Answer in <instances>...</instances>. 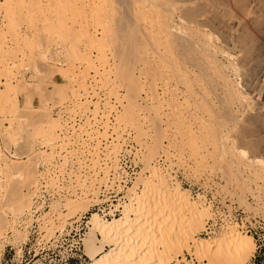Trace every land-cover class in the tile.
<instances>
[{"label": "rangeland", "instance_id": "374dc122", "mask_svg": "<svg viewBox=\"0 0 264 264\" xmlns=\"http://www.w3.org/2000/svg\"><path fill=\"white\" fill-rule=\"evenodd\" d=\"M3 1L0 0V242H4L2 244L7 243L6 241L10 243V241L19 239L18 231L13 232V226L17 228L20 215L23 214L15 215V213L30 205L28 200L32 198L33 188L37 185L38 177L43 175L38 172V167L55 159L57 166L62 168L68 166L71 169V175L75 176L71 181H75L76 185L72 184L69 187L75 190L77 188L78 195L73 192L76 195L68 198L63 206L56 204L51 211H45L40 229L46 231V237H50L57 230L64 231L69 223L68 220L76 215L85 212L90 219L92 213L96 212L91 207L103 198L100 193L102 192L101 185L107 180L104 177V174L107 175L105 173L107 166L104 165L106 167L103 169V166L100 169L101 166L95 168L90 165L92 163L89 159L92 158V155L88 152L90 149L86 147V143L83 145L77 144V142L73 143L77 140L79 133H72L71 136L65 133L62 135L59 133L62 130L59 123H56L55 126V124L47 122L51 125L48 126L49 131L44 125L47 124L45 121L48 118V112L58 119L60 115L64 113V116L67 113V117L71 116L72 120L74 109H77L76 103L85 102L82 105H89L91 111L84 112L87 116H92L99 108V112L101 108L104 111L110 110L106 108L108 104L104 105L103 103L108 88L109 91L111 89L127 96L126 94L131 93L130 90H134L138 85L146 86H141L146 90L151 88L150 91L153 86L159 91V94L161 93L160 96L163 98L160 99L164 101V108L161 104L159 105L160 109L159 107L155 108L157 113L155 109L145 111V114L148 113V118L156 116L157 125L161 128L160 133L154 130V126L152 127L153 124L148 118V120L143 118V126L139 131V127L131 126L132 121L130 120L127 126L121 124V128H126L121 132L125 139L119 149V155L117 154V157L114 156V158L119 157L117 163L123 166L126 159H123V156L121 158V155L126 152L129 158L127 165L129 166L130 163L137 165L132 166L134 173H132L128 189L134 185L136 177L148 161L150 168L148 167L146 170V175L152 172L153 166L154 168L161 166V173L170 174L172 178L180 182L182 187L190 192L193 199L202 202L205 206L210 205L212 215L206 219L204 228L196 233L198 238H219L223 231L228 230L229 226L238 223L240 227L241 217L264 216V169L252 163H245L240 154L233 150V144L228 143L225 146L223 142L229 141L226 137V129L230 131L229 135L235 138L243 126L249 127L248 124H251L250 128L254 126L253 129L257 130V122H259L257 119L264 117V75L250 79L248 77L244 80L241 78L240 72L233 70L236 63V66L241 65L244 53L242 50L245 51L243 36H248L259 47L263 54L261 55L262 62L264 61V27L262 28L256 23L253 12L240 9L235 0H86L88 4L86 7L82 6V0H54L55 2L49 0L48 2L52 1L51 4L45 0L44 6H41L43 12L37 11L34 5L21 6V0H10L12 5L9 0H6L7 4H4ZM90 2L93 4L89 5ZM8 3L11 5L10 7L7 6ZM45 3L47 4L45 5ZM54 6L58 13L54 12L53 18L47 17V12H52L49 9ZM44 9L46 10L44 11ZM90 9L97 11L95 18L98 21V27H100V30L95 32V34H99V36H95V44L105 51L110 61L115 62V66L119 65L117 75H114L113 71L106 75L107 77L111 76L112 79L103 76L102 79L108 83L106 89L104 88L106 86H102L100 78L90 86V80H87L88 76L84 73L85 64L81 62L82 58L77 56L75 46L91 45L92 41L88 40L78 29L66 26L69 23L77 24L87 15L92 20ZM159 17L165 18L168 22H175L181 27V30L177 32L166 30L168 23L162 25ZM263 17L264 12L261 14L262 21L260 20L264 23ZM149 18H158L156 19L158 22L154 20V24L150 26ZM74 44L76 45L74 46ZM205 45H207V50L210 49L209 51L203 50L202 46L205 47ZM91 49V54L95 55L96 48L91 46ZM111 50L116 53V58L111 54ZM210 52L213 55H210ZM146 56L151 57V60L152 58L166 57V66L171 67L170 71V67L163 73L157 71L158 69H155V72L151 68V75L149 73L147 78L139 80L137 71L141 63L138 62ZM208 56L216 64L218 72L214 70V65L209 66L206 63ZM114 62L111 61V63ZM127 63L131 64L128 66ZM152 64V67H155L156 63ZM193 64L198 65L195 67ZM149 66L147 64L146 69L150 71ZM178 66H186L188 69L195 67L193 68L195 71L183 76L178 71L180 70ZM132 67L134 68L132 69ZM205 71L213 74L212 79L218 82V86H214L215 92L213 89L209 90L211 89L208 82L210 78L204 74ZM132 74H135L136 81ZM168 79L170 87L172 85L176 87L175 92L179 99L173 101L175 104L173 112L165 108V100H170V94L162 93L163 81ZM144 80L145 83H143ZM249 81L252 84L251 89L245 86L246 82L250 83ZM135 84L136 86H134ZM190 85L193 89L195 88V91L190 89ZM206 85H209L208 88ZM237 85L246 88L244 89L248 94L247 99L237 91ZM86 90L90 91L88 98H85ZM141 92L143 91L141 90ZM80 97H84V99L79 100ZM15 99L17 103H14ZM109 100H112L114 106L109 112L111 119L118 126L117 121L120 120L118 115L122 113V110L128 111L126 110L127 106L121 107L120 102L114 98H109ZM148 100H150L149 96ZM95 102H98L99 108L94 109L95 106L97 107ZM153 102L155 103L156 100ZM113 108H117V112L120 111V113H116ZM180 110L183 112V116H176ZM170 111L172 115L169 113ZM86 115H81L84 120L79 121V124L86 122ZM160 116L162 117L159 118ZM250 116L251 118H249ZM101 117L100 119L104 118V116ZM116 117L118 118L116 119ZM109 125L108 137L114 135L116 126L113 123ZM101 132H104V128H99L98 135ZM72 135L77 136L74 138ZM136 135H138V140ZM252 137L246 138L247 140H238L237 144L243 146L252 155L264 157L263 152H256L250 148L252 141L257 142L260 138L264 140V132H261L259 137L256 135L258 138L254 136V139L257 140ZM67 138H70L69 141ZM157 139L161 140L160 145L157 144ZM101 140V143L92 141L93 146L89 145V147L98 145L100 154L105 157L104 153L112 152L116 146L114 143H108L109 139H107L108 141L104 138ZM157 145L160 148L156 147ZM93 157L96 155L93 154ZM109 161L111 162V160ZM120 166L118 165V168L114 167V169L119 170L118 172L121 174ZM90 168L96 170L92 171ZM92 176L99 178L94 179L95 177ZM143 184V182H139L140 186L137 187V191L144 188ZM92 187L93 189H91ZM86 188H90L91 192L97 190L98 196L94 198L93 195H90L89 202H87L88 200L81 202L79 196L83 195V190ZM128 189L123 191L120 196L123 194L129 199ZM73 202H76L79 207L81 205V209L77 207L73 216L62 219L59 213H67L66 209ZM124 203H129V201L126 200ZM124 203H122V209H124ZM235 210V214L237 211L240 214L238 216L236 214L237 219L232 215ZM121 214L116 217H120ZM57 223L58 225L63 223V226H58ZM230 223L232 224L229 225ZM8 231H12V235ZM87 231H89V223ZM241 231L245 235H251L244 229ZM21 243L19 245L23 251L19 256L22 257L21 260L20 258L12 260L14 254L12 251L11 255L4 257L2 264H42L34 262V260L29 262L32 255H28L27 247L23 245L22 248ZM261 244V250H256L257 253H254L256 256L253 255L246 264H264V230ZM104 248L108 249L107 246ZM182 254L177 257L180 259V264L198 263L195 255L188 251L184 250ZM85 255L87 257L84 261L72 264L90 262L88 255L86 253ZM182 256H185L184 260L181 259L184 258ZM203 262L202 264H208L206 260ZM225 262L230 261L226 259Z\"/></svg>", "mask_w": 264, "mask_h": 264}, {"label": "bare ground", "instance_id": "6f19581e", "mask_svg": "<svg viewBox=\"0 0 264 264\" xmlns=\"http://www.w3.org/2000/svg\"><path fill=\"white\" fill-rule=\"evenodd\" d=\"M11 1H10V4L12 5ZM44 1L45 0H21V2L20 1L19 2L21 3L20 5L23 7L24 6L30 7V5H34L36 7L37 11L43 12V10H42L43 8L41 6H44ZM48 1L49 0H47L48 4L49 3L51 4L52 1L55 2L54 0H52L51 2H48ZM235 1H236V4L239 6L240 9H242L244 11L253 12L255 14L256 23H258V25L261 26L262 28L264 27V23L261 22L262 21L261 20V14L264 12V0H235ZM3 2H4V4L5 3L7 4L6 0H4ZM47 3H45V5ZM10 4L7 6L10 7L11 6ZM52 4H54V3H52ZM86 4H87L86 0L85 1L82 0V6L86 7ZM91 4H93V3L90 2L89 5H91ZM49 6L51 7V5H49ZM45 10L46 9H44V11ZM49 10H51L52 12L48 11L47 17L53 18V16H54L53 13L56 12L55 6ZM90 11L92 12V13L89 12L90 14H92V18H93L92 20H90L91 18H89V16L87 15L82 20L77 22V24L76 23H71V24L69 23L66 26H68V27L71 26L75 30L78 29L79 31L82 32V34L84 36H86V38L88 40L92 41L91 45L85 44L86 46H84V47L79 46V45L75 46L76 44H74V46L76 47L77 56H79L80 59L81 58L83 59V61L81 59V62L83 64H85L84 73L88 76L87 80H90L89 84H91L90 86H92L93 82L98 81V78H100L99 80H101L103 78V76L107 77L106 75L110 71H113L114 75H117V72H118L117 68L119 65L115 66V62L113 60H111V61L114 63H111L109 56L107 54H105V51L102 48L97 47V46H99L98 44H95V42H94L95 36H99V34H97V33L95 34V32H98L100 30V27H98V21L95 18V14L97 13V11L95 9H90ZM51 13H52V16H51ZM56 13H58V12H56ZM156 19H158V18H156ZM156 19H153V18H151L150 20L147 19L148 24L151 26L152 24H154V20H156ZM159 19L161 20V21L160 20L159 21L162 22V25H164V24L166 25V23H168L166 25V30H170L172 32H175V31L177 32V31L181 30V27L179 25L175 24V22H168L163 17H159ZM49 20H51V19H49ZM92 29H93V31H92ZM94 30H96V31H94ZM247 37L248 36H243V41L245 43L243 41L242 42L244 44L243 48H245V51L242 50V52H244V53H243V56L241 58V62H240L241 65L236 66V64H237L236 63L235 66H233L234 67L233 70L240 72L241 78H243L244 80H246L248 77H249L248 79H250L252 77L264 75V63H263L264 61L262 62V58H261V55H263V54L260 52L259 47L256 46V44L253 42V40L249 39V37L248 38ZM91 46L96 48L95 49V55H94V53H93V55L91 54V50H92ZM202 47H203L204 51L210 50V49L207 50L208 49L207 45H205V47L204 46H202ZM110 52H111V54L115 55V58H116V53L114 52V50H111ZM145 54L147 55V52ZM211 54L212 53L210 52V55ZM204 55H206V54H204ZM143 56H145V55H143ZM146 58L142 57L141 60H139V62H138V63H141L140 67L138 68L139 70L137 71V72H139V74H137L140 77L139 80L141 78H144V77L147 78L148 77L147 75L151 72V68L154 71H155V69H158L157 71L163 73L164 70L168 71V68L170 67V66H166V57L165 58L160 57L159 59L152 58V60H151V57L148 58L146 56ZM137 60H136V63H137ZM152 63H156V64H154L155 67H152L153 66ZM206 63L209 66L214 65V70L217 72L219 71V70H217V66H216V64L213 63L211 57H209V58L206 57ZM240 63H238V64H240ZM147 64L150 65L149 66L150 71H149V69H146ZM127 65H128V63H127ZM178 67L180 69L178 71L183 76H186L190 72L195 71L193 69L195 67H193L192 69H188V67H186V66H182V67L178 66ZM226 67H224V68H226ZM133 68L134 67H132V69ZM170 69H171V67L169 68V71H170ZM200 71H202V70H200ZM204 74H207V76L210 78V80L208 82L210 83L211 89H209V90L212 91V89H213L214 90L213 92H215L214 86H218V82L215 81L214 79H212L213 74L209 73V71L208 72L205 71ZM132 75H130V76H132ZM150 75H151V73H150ZM132 77H133L134 81H136L135 80L136 79L135 74ZM107 78H111V76H108ZM187 78H189V77L187 76ZM111 79H110V81H112ZM129 79H131V78H129ZM106 80H108V79H106ZM101 82H102V86H106L108 84L103 79ZM141 82H143V81H141ZM147 82H148V80H147ZM132 83H133V81H132ZM143 83H145V80ZM215 83H216V85H215ZM136 84L134 86H136ZM90 86H88V87H90ZM141 86H144V85H141ZM141 86L138 85V87H136L134 90L131 88L132 89V90H130L131 93L128 92L129 90L127 91L128 94H126V92H125V94L127 96H123L124 94H121V93L119 94V93H117V91L114 92L111 89L109 91V88H108L107 93L108 94L110 93V94L108 95L106 93L107 96L105 95L106 98H104L105 101L103 103H104V105L108 104V105H106V108H109L110 110L105 109L106 111H104L101 108V110L99 112L98 110L100 108L97 104L98 102H95L97 104V107L94 105L95 106L94 109H96V108H99V109L98 110L96 109V112H94V114L92 116L90 115L91 116L90 117V116H87L86 114H84V112H87L88 110H90L89 105L88 106L82 105L85 102H82L81 104L76 103L77 109H74L75 113L72 116V120H71V116L67 117L68 116L67 113L64 116H63L64 113L62 115H60V113H58L60 115L59 119H58V117L55 118L54 116H52V114L50 115L51 112H48V114H47L48 118H46L45 122L46 123L51 122L52 124H55V126H56V123H59V125H61L60 129H62V130H60L59 133L62 135L64 133L66 135L67 134L70 135L72 133H74V134L79 133L78 136L76 135L78 137V138H76L77 140L74 139L75 142H73V143L75 144L77 142V144H82V145L86 143V147L90 149L88 152L92 155L91 156L92 158L89 159L92 163L90 165H92V167H95V168L101 166L100 169L104 165H106L107 167L104 166L103 169L106 167L105 173H107V175L104 174V177H106V179H107L109 169L110 168L114 169V167L118 168V165L120 166V164L117 163V159L119 157L114 158V156L117 157L118 152H120L119 149L123 145V142L125 139L123 137L124 134L121 132H123L124 129L126 130V128H121L122 127L121 124H124L123 126H127L128 123H130V121H132L131 126L132 127L134 126V128L139 127L140 128V129H138V131H139L142 129V126H143L142 125L143 118H146V119L148 118V116H147L148 113L147 114H145V113L147 111H151L155 108H158L160 104L163 106L164 101L161 100L163 98V96H160L161 93L159 94L158 93L159 91L157 89H155V87L153 88V86H152V90L150 91L151 88L149 90L147 88V90H146L143 87L141 88ZM170 86L171 85H170L169 79L163 81V87H162L163 92L162 93L163 94L169 93L171 96L170 100H167V99L165 100L166 101L165 102V105H166L165 108L172 111L173 105H175V104H173V101L175 102L176 100L178 101L179 99L177 97V93L175 92L177 90V89H175L176 87H173V85H172V87H170ZM208 86H207V88H208ZM245 86H247L250 89L252 88L251 82L250 83L246 82ZM132 87H133V85H132ZM144 87H146V86H144ZM148 87H151V86H148ZM104 88L106 89L107 86ZM111 88H112V86H111ZM244 88L241 85H237V87H236L237 91H239V93L243 96V98L247 99L248 94L245 91L246 88L245 89ZM190 89L191 90L193 89L191 87V85H190ZM194 89H193V91H195ZM141 90L143 92H141ZM103 92H105V91H103ZM112 95H114V96H112ZM88 96H90V91L86 90L85 98H88ZM148 96H149L150 100H148ZM82 98L84 99V97H80L79 100ZM109 98H114L116 101L120 102L121 107L127 106L126 110H128V111L122 110V113L120 115H118L120 117V120L117 121L118 126L116 123L113 122V120L111 119L110 113H109L110 111H112L111 110L112 107H114L112 100H109ZM164 98H165V96H164ZM155 100L157 103L156 102L152 103V101H155ZM14 103H17L16 99H15ZM102 106H103V104H102ZM160 107H159V109H160ZM80 108H83V109H80ZM162 108H164V106ZM78 109H80V110H78ZM116 109L113 108V110L116 111V113H120V111L117 112ZM122 109H124V108H122ZM80 111H82V112L80 113ZM93 111H95V110H93ZM156 111L157 110L155 109V112ZM171 111L169 113H171ZM76 113H78V114H76ZM90 113H92V112H90ZM101 113H102V115H101ZM182 114H183V112L180 110L176 114V116H183ZM81 115L82 116L86 115L87 118L85 119L86 122L84 121V122H82V124L81 123L79 124V121L84 120ZM153 115H155V114H153ZM171 115H172V113H171ZM101 116L102 117L104 116V118H102ZM150 116H151V114H150ZM100 117L104 120L102 121V119H100ZM161 117L162 116H160L159 118H161ZM117 118L118 117H116V119ZM249 118H251V116ZM148 119L151 120L153 125L152 124H150V125H152V127L154 126V130L156 132L160 133L161 128H159V126L157 125L156 121H158V120H156V116H151ZM256 119L254 120V122L256 121ZM144 121H145V119H144ZM257 121H259V122H257L258 123L257 124V126H258L257 130L253 129L254 126L252 128H250L251 124H248L249 127L243 126L238 131V134H237V136H235V138L232 137V135L230 136L229 135L230 131L228 129H226L225 133H226V137H227V139H229V141L227 142V140H226L223 142H224L225 146L228 145V143L233 144L234 145L233 150L240 154V156L242 157V159L244 160L245 163H252V164H255V165L262 167L264 169V157H260V156L254 155V154L252 155V154H250V152L248 150L243 148V146L237 144L238 140L242 141V140H245L246 138L252 137V136H253L252 139H254V136L256 137V135H258V137H259V134L261 132H264V117L263 118L261 117V119L259 118V120L257 119ZM76 122H77V124H76ZM110 123H113V125H116V126L114 128V130H115L114 135H111L108 137L107 130H108V126H110L109 125ZM252 124H253V122H252ZM49 125L50 124H48V123L46 125H44V126H47V130L51 126V125L50 126ZM253 125H255V124H253ZM77 127L79 128V130ZM160 127H161V125H160ZM99 128H101V129L104 128V132H101L100 135H98ZM64 129H66V130H64ZM70 136H68V137H70ZM101 136H102V138H104V140L109 139V141L107 140L108 143L109 142L114 143L116 146V148H114L112 150V152L109 151V153L108 152L104 153L105 157L103 156V154H100L99 148L97 147L98 145L95 147H92L93 146L92 141H95V142L100 141V143H101V141H102L101 140L102 138H100ZM139 136H140V134H139ZM73 137H72V139H73ZM137 137H138V135H136V139H137ZM258 137H256V138H258ZM69 139H68V141H69ZM160 139H157L158 145H160V143H161ZM254 140H257V139H254ZM259 140H257V142L252 141L250 148L253 151H256V152L261 151L264 153V140H262V139L260 141ZM63 141H64V139H63ZM66 142H64V143H66ZM248 142L250 143V141H248ZM64 143H62L63 146H64ZM141 143H142V140H141ZM142 144L144 145V143H142ZM89 145H92V146H90L91 148L89 147ZM158 145L156 147L160 148V146H158ZM75 147H77V146L75 145ZM103 151H105V150H103ZM70 152H69V154H70ZM82 153H84V152H82ZM154 153L157 154V152H154ZM93 154H95L96 157H93ZM72 155H73V153H72ZM97 155H99V156L97 157ZM101 157H104V158H101ZM111 158H113V159H111ZM105 160H111V162H110L111 165H109ZM101 161L102 162L104 161V162L102 163ZM83 163H85V162H83ZM85 164H87V163H85ZM145 165L146 166H144V168H142V170L139 172L138 176L136 177V181H135L134 185L132 187H129V189H128L129 203H126V204L124 203V206H123L124 209H122V212H121L122 214L120 217L115 218V216H114L111 219H106V218L102 217L100 214H98L97 212L92 213V215L88 221L89 231H87V233L85 234V237H84L85 253L90 258V262H88L87 264H180V259L177 257L180 254L183 255L182 252L184 250L188 251V253H190V254L195 255L194 257H196V259L198 261L197 264H202V262L203 261L205 262V260L207 261L208 264H246L252 258V256L254 255V253L257 250V243H256L253 235H245L241 231V229H239L240 227H239L238 223H235L233 225H231L232 223H230L229 225H231V226H229L228 230L223 231L222 235L219 238H212V237H210V238H198L196 236V233L201 228L202 229L204 228V225H205L204 223H206V219H208L210 217V215H212L210 212V205L205 206V204H203L202 202L193 199L190 192L187 189L183 188L180 182H178L177 180L172 178L170 174L165 175V174L161 173V171H162V169H160L161 166H157V167L155 166V168L153 166V170L151 169L152 172L149 175H146L145 172L150 165L149 161ZM81 166H82V163H81ZM95 168H92V169L90 168V169L93 171ZM151 168H152V165H151ZM98 170H99V168H98ZM114 170L116 171V168ZM151 170H149V171H151ZM95 174L98 175L97 172H95ZM90 176H89V178H90ZM98 178L95 177L94 179H98ZM90 179H92V178H90ZM140 181L144 183L143 184L144 188L141 191H137V187L140 186L139 185ZM91 189H93V187ZM91 189L86 188L83 190V192H84L83 195L79 196L80 197L79 199L81 200V202H82V200L87 201L89 199L88 197L90 195H93L94 198L98 196L99 192L97 190H94V192L92 191L93 192L92 193L90 191ZM80 200H78V201H80ZM28 202L30 205L27 208H21L20 210L17 211V213H15V215L24 214L27 212V209L28 210L31 209L30 206L32 205V199L29 198ZM87 202H89V200ZM77 207H78V209L79 208L81 209V205L79 207L78 204L76 205V202H73L66 209L67 213L61 212V213H59V215L62 217V219L73 216L76 213ZM20 216H22V215H20ZM29 223H31V219L29 220ZM54 225H55V223H54ZM57 225H58V223H57ZM57 225H56V227H58L61 224H59L58 226ZM61 226H63V223ZM13 229H14L13 232L18 231L17 235H19V237H18L19 239H17L16 241H14V240L10 241V243H8L9 241H6L7 243H5V244H2L4 242H2V243L0 242L1 243L0 244V256H2V252H3V250L7 244L13 245V247L16 249L17 256L21 255L22 250H21L19 245L21 242H25L26 240H28V232L25 231L24 229L20 230L18 227L15 228L14 226H13ZM104 246H107L108 249L104 248ZM182 257H184V258H181V259L184 260L185 256H182ZM225 258L228 259L230 262L226 263ZM174 261H177V262H174Z\"/></svg>", "mask_w": 264, "mask_h": 264}, {"label": "built area", "instance_id": "2783aa9c", "mask_svg": "<svg viewBox=\"0 0 264 264\" xmlns=\"http://www.w3.org/2000/svg\"><path fill=\"white\" fill-rule=\"evenodd\" d=\"M126 152L121 155L126 159V163L120 166L121 174L113 168L109 169L107 180L101 185L102 192L100 193L101 201L92 205L91 209L96 211L106 219L118 216L122 210V203L126 200L129 201L125 195H121L123 191L128 189V184L132 180V173L137 166L135 163L127 165ZM110 164L109 160H105ZM104 162V161H103ZM57 160L44 163L40 165L38 172L43 175L38 177L37 185L33 188L32 205L28 212L24 213L18 220L17 227L28 232V240L21 243L27 247V253L30 257L29 262L39 263H53V264H72L84 261L86 259L84 237L88 229V216L87 213L76 215L69 219L64 231H56L50 237H46V231L40 229L45 211H51L56 204L64 205L68 198L74 196L78 189H72L69 186H75V181H71L75 176L71 175V169L62 168L56 165ZM122 163V161H121ZM128 166V167H127ZM75 190V191H74ZM90 210V209H89ZM88 212V211H86ZM236 210L232 212L233 218L240 215ZM249 218V219H248ZM32 219L31 223L29 220ZM240 227L246 232L254 236L257 243V251L261 250L262 246V232L264 230V216L241 217ZM11 233L12 231H8ZM9 248V249H7ZM14 251L12 260L19 259L16 249L13 245H6L0 256V264H2L6 255H11ZM256 251V253H257ZM23 253V251H22ZM256 256V255H254ZM22 258V257H21ZM20 258V260H21Z\"/></svg>", "mask_w": 264, "mask_h": 264}]
</instances>
